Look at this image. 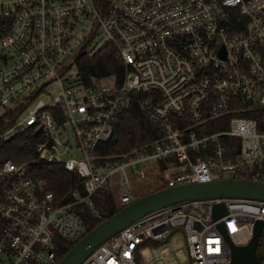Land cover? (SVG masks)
<instances>
[{"label":"built area","instance_id":"built-area-1","mask_svg":"<svg viewBox=\"0 0 264 264\" xmlns=\"http://www.w3.org/2000/svg\"><path fill=\"white\" fill-rule=\"evenodd\" d=\"M108 46L123 62L122 80L93 77L86 84L77 57ZM54 82L58 93L47 92L20 116ZM133 95L162 135L149 152L132 149L98 165L95 149L110 138ZM237 97L264 108V0H0V117L19 110L6 119L0 138L28 128L39 133L40 161L62 164L85 190L80 195L70 185L56 196L29 164L0 162V264H57V239L84 234L75 208L92 206L117 172L119 204L134 197L128 169L138 178L154 177L153 162L164 187L224 173L264 180V131L255 118L232 114L247 109L231 108ZM216 120L227 128L206 132ZM225 137L239 139L235 159L227 157ZM141 162L149 173L134 169ZM220 201L228 212L213 220L212 206ZM256 220L264 221L262 200L185 201L127 225L81 264H137L143 243L173 227H182L190 264H228L217 223L223 221L229 235L245 227L252 236ZM260 236L264 226L256 246L264 250ZM152 252L161 257L158 248Z\"/></svg>","mask_w":264,"mask_h":264},{"label":"trees","instance_id":"trees-1","mask_svg":"<svg viewBox=\"0 0 264 264\" xmlns=\"http://www.w3.org/2000/svg\"><path fill=\"white\" fill-rule=\"evenodd\" d=\"M77 64L81 77L86 84H89L93 77L105 78L115 76L116 82H120L123 77V62L117 57L115 49L111 46L103 48L93 57L78 56ZM137 99V95L132 96L129 106L117 117L110 138L101 141L97 145L95 153L98 157V165H103L106 160L112 162L115 159H123L129 155L132 149H138L139 153L149 152L153 141L161 137L160 128L142 111L137 103ZM232 103L231 108L236 109L238 105L247 108L246 110L238 109L232 113L233 115L255 118L258 122V130L264 131V108L249 102H243L239 97L235 98V102L232 101ZM18 111H11V113L0 117V133L6 126V119L14 116ZM225 128H227L226 123H219L216 120L209 126H206L204 130H207L206 132H213ZM40 137L39 133H33L28 128L8 140L0 138V162L11 159L17 163L29 164L30 173L44 179L46 181V189L52 191L56 196L65 192L70 185L78 189L80 195H83L85 193L83 180L79 176H72L64 169L62 164L40 161L36 153V146L40 141ZM223 142L227 146V157L235 159L239 150V139L236 137H225ZM163 187L158 186L147 193ZM69 197L68 195L67 198ZM114 203V196L108 190L103 189L93 196L92 206L80 204L75 208L81 214L83 225L85 226L84 234L125 205L119 203L115 205ZM94 210H96V213H93ZM79 239L75 241L57 239L58 261ZM259 244L264 245L260 239Z\"/></svg>","mask_w":264,"mask_h":264},{"label":"water","instance_id":"water-1","mask_svg":"<svg viewBox=\"0 0 264 264\" xmlns=\"http://www.w3.org/2000/svg\"><path fill=\"white\" fill-rule=\"evenodd\" d=\"M212 198H244L264 201V180L222 177L205 182L166 186L141 195L85 233L57 264H81L97 246L109 237L132 222L157 210L185 201ZM227 212L224 201L214 203L211 213L212 219L217 220ZM263 226L264 221L256 220L249 241L245 244H235L226 231L223 221L217 223L229 251L230 260L228 264H264L262 259L264 250L256 249L258 235ZM179 229L182 230V227H173L169 235L155 239L154 242H165L172 233Z\"/></svg>","mask_w":264,"mask_h":264},{"label":"rangeland","instance_id":"rangeland-1","mask_svg":"<svg viewBox=\"0 0 264 264\" xmlns=\"http://www.w3.org/2000/svg\"><path fill=\"white\" fill-rule=\"evenodd\" d=\"M108 82H111L110 80H106ZM58 85L54 82L50 85H48L44 91L39 92L31 101L28 103V105L21 110L20 116H23L27 114L29 108H31L34 103L39 98H46L47 92L50 94H56L58 93ZM10 106V105H9ZM3 113V110H0V115ZM152 171L154 177L145 176L138 178L137 181H134L131 177L133 176L132 169H128V173H131L130 176V186L131 191L133 194L140 189V186L142 187L143 191H140V194H134L133 199H136L138 196H141L146 194L147 192L154 189V187H158L161 185L163 179L161 176V170L156 162H153L151 164ZM134 169L141 170L144 173H149V165L145 162H141L139 164H136ZM230 175L228 173L222 174V177H229ZM121 178V174L119 172L113 174L111 180L109 181L108 190L112 196H114V204H117V201L119 202L117 193H116V185ZM149 184L153 185L154 187H150ZM144 187V188H143ZM138 195V196H137ZM113 204V206H114ZM231 239L235 244H245L249 241L251 234L250 232L245 228H240L238 231L232 233L230 235ZM260 241L264 243V236H260ZM156 247L159 249L161 257L158 259L155 258L153 255L152 249ZM139 264H168L171 261H175L176 264H190V256L189 252L186 246L185 241V234L182 230H176L174 233H172L168 239L163 243H155L153 240H148L141 246L139 250Z\"/></svg>","mask_w":264,"mask_h":264},{"label":"crops","instance_id":"crops-1","mask_svg":"<svg viewBox=\"0 0 264 264\" xmlns=\"http://www.w3.org/2000/svg\"><path fill=\"white\" fill-rule=\"evenodd\" d=\"M157 165H158V163H157ZM134 181H137L138 179H137V177L136 176H132L131 177ZM149 186L151 187H154L153 185H151V184H149ZM142 187L140 186V189L138 188V190L134 193V194H140V191H143V189H141ZM144 188V187H143ZM155 188V187H154ZM134 194H133V196H134ZM142 195V194H141ZM138 196V195H137ZM139 197V196H138ZM115 200V199H114ZM117 204H118V201H117Z\"/></svg>","mask_w":264,"mask_h":264}]
</instances>
